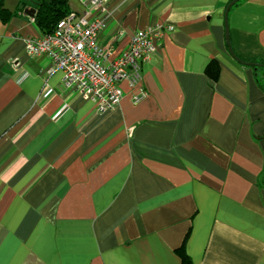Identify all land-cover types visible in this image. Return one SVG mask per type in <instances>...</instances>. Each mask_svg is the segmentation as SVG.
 Wrapping results in <instances>:
<instances>
[{"label":"crops","instance_id":"1","mask_svg":"<svg viewBox=\"0 0 264 264\" xmlns=\"http://www.w3.org/2000/svg\"><path fill=\"white\" fill-rule=\"evenodd\" d=\"M1 1L0 264H264V0L90 7L110 60L175 27L106 114L26 52L43 0Z\"/></svg>","mask_w":264,"mask_h":264},{"label":"built area","instance_id":"2","mask_svg":"<svg viewBox=\"0 0 264 264\" xmlns=\"http://www.w3.org/2000/svg\"><path fill=\"white\" fill-rule=\"evenodd\" d=\"M89 6L81 15L69 13L60 19L54 31L26 40L31 56H46L53 69L63 73L64 86L84 99L96 103L99 113L106 114L120 106L124 91L121 81L135 89L142 79L143 63L155 52L165 33L173 32V24L159 23L135 32L129 46L110 60L99 37L104 28L100 16H91L90 7L104 10L106 0H83ZM146 96L144 88L133 94L138 103Z\"/></svg>","mask_w":264,"mask_h":264},{"label":"trees","instance_id":"3","mask_svg":"<svg viewBox=\"0 0 264 264\" xmlns=\"http://www.w3.org/2000/svg\"><path fill=\"white\" fill-rule=\"evenodd\" d=\"M0 3H2L1 0ZM67 15L68 11L65 12L62 9L61 0H43L38 6L35 19L45 34L54 31L57 22ZM261 66L264 67V62H261ZM188 262V259L183 257L182 263L188 264Z\"/></svg>","mask_w":264,"mask_h":264},{"label":"water","instance_id":"4","mask_svg":"<svg viewBox=\"0 0 264 264\" xmlns=\"http://www.w3.org/2000/svg\"><path fill=\"white\" fill-rule=\"evenodd\" d=\"M236 1H238V0H234V1H232L230 4H229V6H228V8H227V12L229 11V9H230V7L236 2ZM29 15H35V13H36V9L35 8H29V9H27V11H26ZM231 50V49H230ZM232 51V50H231ZM233 53V52H232ZM234 55V54H233ZM235 56V55H234ZM235 58L237 59V60H239L240 61V59L238 58V57H236L235 56ZM246 64H257V63H250V62H247ZM257 65H261V64H257Z\"/></svg>","mask_w":264,"mask_h":264}]
</instances>
